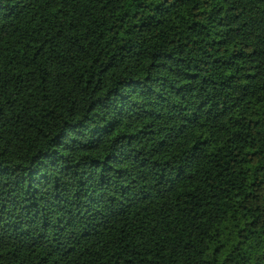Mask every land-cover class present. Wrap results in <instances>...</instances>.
Returning <instances> with one entry per match:
<instances>
[{
	"label": "trees",
	"instance_id": "obj_1",
	"mask_svg": "<svg viewBox=\"0 0 264 264\" xmlns=\"http://www.w3.org/2000/svg\"><path fill=\"white\" fill-rule=\"evenodd\" d=\"M0 264H264V0H0Z\"/></svg>",
	"mask_w": 264,
	"mask_h": 264
}]
</instances>
